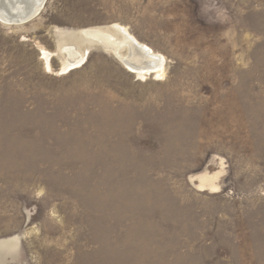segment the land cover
Returning <instances> with one entry per match:
<instances>
[{
	"label": "rangeland",
	"instance_id": "obj_1",
	"mask_svg": "<svg viewBox=\"0 0 264 264\" xmlns=\"http://www.w3.org/2000/svg\"><path fill=\"white\" fill-rule=\"evenodd\" d=\"M45 5L0 22V264H264V0ZM113 25L165 75L65 69Z\"/></svg>",
	"mask_w": 264,
	"mask_h": 264
},
{
	"label": "bare ground",
	"instance_id": "obj_2",
	"mask_svg": "<svg viewBox=\"0 0 264 264\" xmlns=\"http://www.w3.org/2000/svg\"><path fill=\"white\" fill-rule=\"evenodd\" d=\"M45 4L47 0H0V22L11 26L27 24L41 15ZM71 38L85 48V52L82 54L75 49L64 47V54L67 56L65 69L67 70L82 65L89 50L92 47H99L103 51L114 54L130 72L136 73L139 77L154 74L160 78L165 75V59L141 44L123 26L85 29L72 34ZM206 181L208 180L202 179L203 184ZM18 245L19 240L16 238L0 242V248L10 246L11 249H15Z\"/></svg>",
	"mask_w": 264,
	"mask_h": 264
}]
</instances>
